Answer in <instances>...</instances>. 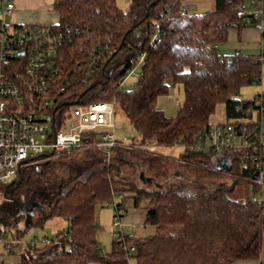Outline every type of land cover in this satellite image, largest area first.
Returning a JSON list of instances; mask_svg holds the SVG:
<instances>
[{
    "label": "trees",
    "instance_id": "16d2710c",
    "mask_svg": "<svg viewBox=\"0 0 264 264\" xmlns=\"http://www.w3.org/2000/svg\"><path fill=\"white\" fill-rule=\"evenodd\" d=\"M189 1L128 0L124 12L115 0H54L57 23L50 27L61 36L50 92L54 119L62 121L74 104L111 102L137 137L108 159L85 145L21 165L0 188V238L23 240L29 228L52 218L66 226L41 248L22 247L15 264H128L130 258L136 264H233L259 257L264 201L232 194L262 188L254 182L252 158L264 167V93L238 96L259 84L264 54L218 52L231 31L249 26L240 14L250 0H214V9L199 15L188 13ZM137 69L132 87L122 86L127 72ZM175 86L183 101L169 117L157 100ZM218 105L224 115L218 124L238 126L249 144L242 156L226 153L228 168L188 149L214 125ZM178 145L184 149L177 156L161 152ZM114 201L113 218L143 211V226L155 233L137 237L123 227L105 253L96 239L95 209Z\"/></svg>",
    "mask_w": 264,
    "mask_h": 264
},
{
    "label": "built area",
    "instance_id": "2783aa9c",
    "mask_svg": "<svg viewBox=\"0 0 264 264\" xmlns=\"http://www.w3.org/2000/svg\"><path fill=\"white\" fill-rule=\"evenodd\" d=\"M15 0H0V188L10 184L25 162L54 152H67L91 145L108 159L112 150L126 142L115 135L114 105L111 102L74 104L62 121L55 120L54 103L50 92L58 75L57 62L61 36L50 26L14 25L7 22L15 10ZM262 0H250L249 7L241 11L244 22L260 27L261 50L264 54V22L260 19ZM185 10V7H182ZM238 55V54H235ZM143 56L139 58L142 62ZM135 70H129L122 86ZM245 129L243 128L242 131ZM241 129L231 125L214 124L199 137V142L189 146L191 152L207 153L213 162L227 163L226 153L242 156L249 147L239 136ZM95 137L93 143L90 138ZM264 149V140L261 138ZM136 145L137 142L133 141ZM184 149L183 146H176ZM254 182L264 186V167L253 157ZM258 196V197H257ZM120 199V197H118ZM262 202L261 188L251 198ZM116 207V202L112 203ZM123 222L118 216L112 220L113 237L123 235ZM133 228V226H128ZM10 257L15 247L41 248L48 240L25 243L23 240H3ZM122 247V244H118ZM133 248L130 249V252ZM3 257H0V261Z\"/></svg>",
    "mask_w": 264,
    "mask_h": 264
},
{
    "label": "rangeland",
    "instance_id": "374dc122",
    "mask_svg": "<svg viewBox=\"0 0 264 264\" xmlns=\"http://www.w3.org/2000/svg\"><path fill=\"white\" fill-rule=\"evenodd\" d=\"M117 7L122 11H127L129 8L128 0H115ZM214 3L208 4L204 3L201 0H193L190 1L188 5V13L191 15H199L211 11L214 9ZM8 22V20H7ZM233 34V33H232ZM228 53V52H225ZM228 55V54H225ZM140 74V69H137L133 72L131 76L126 80L125 87L130 89L132 85L137 81ZM254 86L243 87L240 91V95L238 96L240 99L249 100L253 97ZM183 101V93L181 86H175L170 90L167 96L160 97L157 100V107L165 112V114L169 117H173L178 110V107L181 105ZM224 121L223 115V105H218L216 107V111L211 118L212 124L220 123ZM114 122H115V135L120 141L127 142L132 138H136L137 134L131 127V125L127 122L124 115L120 110H116L114 114ZM182 151L179 147H174L172 149H162L161 152L164 154H169L171 156H177ZM125 173L132 175L134 171L129 167H124ZM180 175L182 174L181 170L177 171ZM262 198L264 199V186L261 188ZM254 196V192L249 187H241L236 188L232 194L233 199L239 200H248ZM258 197V196H257ZM114 208L112 206H97L95 209L96 216V225H97V235L96 239L99 243L100 248L105 253L111 252V244H112V236H113V228H112V220L114 216ZM66 226V222L61 218H52L44 224L42 228L32 226L23 235V242L30 243L34 241H42L44 239H53L58 231ZM22 226H19L21 228ZM3 229V227H2ZM13 231V229H12ZM125 234H132L135 236H150L155 233V229L151 226L144 227L143 224L136 225V228L125 229ZM21 250L20 247H15V251L19 253ZM6 248L3 244L0 243V255L6 253ZM96 264V263H91ZM129 264H136L134 258L129 259Z\"/></svg>",
    "mask_w": 264,
    "mask_h": 264
},
{
    "label": "crops",
    "instance_id": "0c3cea01",
    "mask_svg": "<svg viewBox=\"0 0 264 264\" xmlns=\"http://www.w3.org/2000/svg\"><path fill=\"white\" fill-rule=\"evenodd\" d=\"M190 1L193 2V0ZM201 1L208 4L214 3V0ZM53 2L54 0H15V10L8 18V22L14 25H55L57 23V15L52 10ZM259 10L261 13L260 19H262L264 22V0H262L261 4L259 5ZM254 23V25H249L240 32L235 30L231 31L229 33L227 42L218 47V52L221 55L228 54L227 56L241 54L244 56L258 57L261 55L262 35L259 25L256 24L258 22ZM254 87L255 89L252 92L253 97L258 93H264V64H262L261 67L260 82ZM122 222L126 229H128L129 225L136 228V225L143 224L144 212L130 209L127 216L122 219ZM5 254L0 255V257H3L0 262L15 264L19 261L20 252L17 253L15 249H13V253L10 257H7ZM233 264H264V236L262 239L259 257L256 260L237 261Z\"/></svg>",
    "mask_w": 264,
    "mask_h": 264
},
{
    "label": "water",
    "instance_id": "95a60500",
    "mask_svg": "<svg viewBox=\"0 0 264 264\" xmlns=\"http://www.w3.org/2000/svg\"><path fill=\"white\" fill-rule=\"evenodd\" d=\"M217 165L220 167V166H224V167H226V168H228L227 167V164L225 163V162H223V161H218L217 162Z\"/></svg>",
    "mask_w": 264,
    "mask_h": 264
}]
</instances>
